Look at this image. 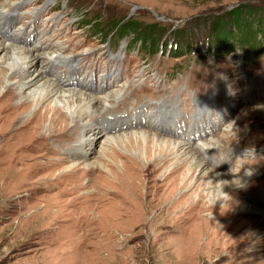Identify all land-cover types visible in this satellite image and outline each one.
Returning a JSON list of instances; mask_svg holds the SVG:
<instances>
[{
    "label": "rangeland",
    "instance_id": "374dc122",
    "mask_svg": "<svg viewBox=\"0 0 264 264\" xmlns=\"http://www.w3.org/2000/svg\"><path fill=\"white\" fill-rule=\"evenodd\" d=\"M18 1L0 0V8ZM36 7L39 14L33 16L30 9ZM236 11L239 14L235 18ZM18 14L19 19L11 25L1 23L3 35L20 30L22 37L33 43L40 31L48 28L54 44L65 47L66 53L85 57L84 65L92 76L79 69L76 78L94 80L95 85L105 79L112 84L110 88L128 87L125 100L114 111H106L107 115L113 112L121 116L133 125L132 131L157 130L166 138L184 139L186 146L208 143L206 158L221 164V172L227 176L235 171L231 174L235 179L230 183L236 186L246 181L243 189L236 186L230 190L228 185L222 188L236 196H248L257 205L264 203V0H31ZM136 26L143 30H135ZM233 41L235 45L227 48ZM4 52L2 47L0 80L4 74L1 58ZM5 89L0 88V95ZM163 99L180 114L172 112L171 120L156 129L146 123L156 110L153 106L158 107L157 103ZM21 100L15 98L12 102L17 104ZM39 109L40 105L34 101L21 120ZM52 113L42 122L40 134L46 135L52 129ZM162 118H166L164 112ZM72 124L69 121L68 128ZM104 125H108L107 121ZM101 129L109 135L126 134L119 124L110 131L105 126ZM185 130H191V135ZM74 136L78 137L79 132ZM125 137H117L118 142L110 145L105 137H93L87 157L80 164L94 166L89 173L58 176L68 169L71 160L77 159L74 156L78 153L68 150L65 143L60 150L47 154L42 153L45 144H40L35 153L42 154L39 160L44 168L39 171L30 165L34 161L29 160L22 174L0 173V264H264V219L255 213H234L237 220L227 225L234 210L226 212L227 216L222 214L228 196L215 201L220 205L205 212L208 221L203 231V226L194 225V218L165 219V227L159 229L163 232L160 237L151 236L157 219L153 224L150 219L157 213L165 216L168 204L178 200L180 189L191 191L193 198H197L203 188L202 173L191 170L190 162L182 170L187 177L186 190L179 187L167 199L169 183L155 186V181H151L148 186L149 179L164 178L178 163L173 158L162 170L143 174L142 185L137 188L138 199L131 198L130 193L123 196L127 210H119L112 195L100 200L96 213L102 218L122 213L113 220L114 226L120 231L127 230L130 237L123 240L98 236L97 223L89 222L90 207L95 201L84 198V204L73 200L74 204L63 208L67 222L57 219L56 210L61 211L64 203L78 197L71 192L75 185L94 188L113 168L121 174L120 166L127 153L141 154L143 164L144 151L127 148L136 145L135 136ZM147 144L151 146L153 160L159 155L158 149L153 143L141 141L142 148ZM248 169L260 171L248 175ZM51 171L54 174H49ZM213 185L218 183L215 181ZM50 200L58 202L57 206H49ZM178 203L170 210H177ZM194 211L188 210L186 215ZM136 212L144 214L146 220L138 219ZM214 212L220 215L215 221L211 216ZM242 221L246 222L238 226ZM214 223L218 236L207 231V225ZM100 226L106 228V224ZM212 236L213 250L209 251Z\"/></svg>",
    "mask_w": 264,
    "mask_h": 264
},
{
    "label": "bare ground",
    "instance_id": "6f19581e",
    "mask_svg": "<svg viewBox=\"0 0 264 264\" xmlns=\"http://www.w3.org/2000/svg\"><path fill=\"white\" fill-rule=\"evenodd\" d=\"M29 2H31V0H20L17 3L15 2V4L10 3L8 7L5 5L2 6V8H0V28H2L1 23L11 25L14 21L19 19V17H17V15L20 16L18 12L22 11L23 5ZM30 10L33 16L39 14L38 7ZM41 31L39 38L35 42L33 41V43H29L30 40L27 37H22V32H20V30L13 32L12 35L9 33L3 35L0 31V51L2 47L5 48V52L1 57L4 74L0 80V88H6L0 95V173L10 172L22 174L25 169L24 166L29 160L34 161L30 163V165L35 168V171L44 168L43 162L39 160L42 154L39 155L35 153L39 150L38 148L42 143L45 144L42 150V153L45 154L60 150L63 148L64 143L68 150L72 149L78 153L74 156L77 159L71 160L72 164L67 166L68 169H64L58 173V176L61 178L70 174L76 175L81 172L89 173L95 169L94 166L85 164V166L82 167L80 164H82L87 157V150L91 145V139L93 137H105L107 144L110 145V143L118 142L117 137L126 136L125 139H128L129 135L132 134L136 138V145H128L127 148H136V151L138 150L139 153L144 151L143 164L141 163V154L132 156L127 153L123 156L124 159L120 166V171H122L121 174L113 168L104 174L100 184L94 188L85 189L80 183L75 185L72 187L71 192L74 194L77 193L78 197H74L72 200L64 203L61 206V211L58 209L56 210L57 219H64L63 221L67 222L68 218H64L65 214L63 213V208L67 209L70 204H74L73 200H81L82 203H80L84 204L85 202L82 201V198H84L85 201H95L90 207L92 213H85V215H91V219L89 220L90 223H97L99 228H95V231L98 236H111L123 240L130 237L131 235L127 233V230L120 231L114 226L113 220L120 218L123 215L122 213L121 215L116 212L119 214L117 217H115L116 215H114V213H110L105 216V218H102L100 214L96 213L100 200L105 199L106 196L112 195L113 197L111 199H116V207L119 210H127L125 208L128 206L125 200H123V196L130 193L131 198L135 200L138 199L139 190L137 188L142 185L143 174L152 175L162 170L164 167L168 166L172 158L176 159L178 163L165 174L164 178L160 179L157 177L154 180L149 179L147 182L148 186H150L149 184L151 181H155V186H162L164 183H169L171 187H168L166 190L168 192L166 195L167 199H170L179 187L186 190L188 186L187 177H185L182 170L186 164L190 162L189 165L191 170L198 169L200 173H202L204 179L203 188L199 192L197 198H193L191 191L189 192V190H186L183 192V190L180 189L178 200L176 201L173 199L175 202L172 204L169 203L170 205L168 204V209L166 210L167 214L165 216L157 212L155 217L153 215L149 222L153 224L154 220L157 219L156 226L152 232L153 234H151L154 238L158 239L161 233H163L159 231V229L165 227V219L179 220L184 218V220H186L187 218H194V225L203 226V231V229H205L204 223L208 221L205 212L214 207V205H220L218 203L219 200L227 196V202L222 210L223 216H227L226 212L230 213L231 209H234L233 213L229 215L227 225L231 226L237 220L233 217L234 213L237 215L255 213L258 217L264 219V203L257 205L254 202L252 203L248 196L242 194L236 196L232 191L228 193L225 191L226 189L222 188L224 185H228V189L230 190L232 187L236 186L243 189L245 186L244 182L246 181L236 186L230 183L235 179L233 175H231L232 173L234 174L235 171L227 176L225 173L221 172L223 167L221 164L214 163L206 158L208 152L205 150V146L206 144L208 145V143H204L197 147L186 146L184 139L166 138L159 134L157 130H155V132H149L143 129L132 131L133 125L125 122L121 116L113 112L111 115H107L106 111L108 112L110 109L114 111L119 102L125 100V93L128 91V87L118 86L110 88L112 84L108 83L105 79H102L99 81L98 85H95L93 84L94 80L87 82V80L79 76L76 78L74 75L79 69H85L84 71L86 72L84 75L92 76L90 70L84 65L85 61L83 62V60H85V57L78 56L80 54L73 55L71 53H66L65 47L54 44L55 42L52 40L48 28ZM41 59H43V61L40 63L39 61ZM57 65L59 67L58 70ZM53 66L56 69L53 70ZM48 71L49 75H47ZM105 88L110 89L105 91ZM130 92L131 91H129V93ZM132 92L134 93V91ZM15 98H20L22 100L17 104H13L12 101ZM34 101L40 105V109L31 117L22 121L21 117L23 113L30 108ZM157 104L158 107L153 106V109L156 110L150 117V122L146 124L159 129L162 122L171 120L172 112H175L176 116L180 113H178L177 110H173V104H169L165 99ZM41 109H44V111L41 112ZM50 112H53L50 117L53 122L52 129L49 128L50 131L46 135L40 134L39 130L42 122ZM128 112H130V110ZM163 112L166 118H162ZM69 121L73 123L70 128H68ZM106 121L108 125H104ZM118 124L125 129V135L123 133L109 135L101 129L104 126L107 127L108 131L117 129ZM129 130L132 132H129ZM77 131L79 132L78 137L74 136ZM93 132H97V134L94 135ZM188 133L191 135V130H188L187 134ZM74 141L77 142L72 144ZM141 141L155 144L159 155L156 154L155 158L152 160L151 146L147 144L144 149L141 147ZM102 149L105 151V148ZM247 171L248 175H254L255 173L258 174L260 170H255L256 172H253L248 169ZM49 174H54V171H51ZM215 181L218 183L216 186L213 185ZM248 184L250 183L248 182ZM228 194H231V196ZM57 203L58 202L51 200L48 202L49 206L52 207L57 206ZM177 203L179 204L178 209L170 210V208ZM128 204L130 203L128 202ZM109 209L111 211V208ZM118 209L116 211H118ZM131 210L133 211V209ZM188 210L195 211L187 216ZM177 212H181V214ZM68 213L69 212H67V214ZM139 213L140 212H136V217L146 220L145 215ZM211 216L215 221L220 215L215 213ZM130 218H133V216L131 215ZM133 221L135 220L133 219ZM243 222L246 221H242L237 225L239 226L243 224ZM123 223L126 225L127 220ZM102 224H106V228H102L100 226ZM215 224L216 223L207 225L209 226L207 231H209V234H214L213 236H218L217 232L213 229ZM79 228L82 230V227ZM86 230L87 228L83 229V233H86ZM92 233H94V231ZM213 236L210 237L209 251L213 250ZM199 250H204V248H200Z\"/></svg>",
    "mask_w": 264,
    "mask_h": 264
},
{
    "label": "trees",
    "instance_id": "16d2710c",
    "mask_svg": "<svg viewBox=\"0 0 264 264\" xmlns=\"http://www.w3.org/2000/svg\"><path fill=\"white\" fill-rule=\"evenodd\" d=\"M239 14V11H236V14L234 15V17L236 18V15H238ZM135 30H137V31H141V30H143V28L142 27H135ZM233 35V34H232ZM257 35V34H256ZM229 41V40H228ZM250 42V44H253V40H251V41H249ZM227 44V43H226ZM229 44V43H228ZM235 45V41H233V43H231V45H228L227 46V48H230V47H232V46H234ZM215 49V48H214Z\"/></svg>",
    "mask_w": 264,
    "mask_h": 264
}]
</instances>
